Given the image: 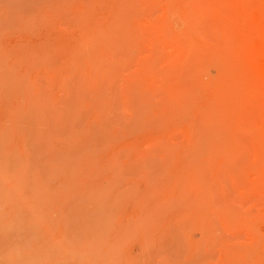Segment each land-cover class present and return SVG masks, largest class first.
I'll return each mask as SVG.
<instances>
[{"label":"rangeland","instance_id":"1","mask_svg":"<svg viewBox=\"0 0 264 264\" xmlns=\"http://www.w3.org/2000/svg\"><path fill=\"white\" fill-rule=\"evenodd\" d=\"M263 59L264 0H0V264H264Z\"/></svg>","mask_w":264,"mask_h":264},{"label":"bare ground","instance_id":"2","mask_svg":"<svg viewBox=\"0 0 264 264\" xmlns=\"http://www.w3.org/2000/svg\"><path fill=\"white\" fill-rule=\"evenodd\" d=\"M260 5V4H259ZM254 7H255V5H254ZM256 7H258V6H256ZM258 9H259V7H258ZM252 22V21H251ZM255 22V21H254ZM262 35V34H261ZM263 38V37H262ZM261 40V39H260ZM261 45H263V44H261ZM259 47H260V45H259ZM253 49V48H252ZM259 49V48H258ZM263 51V50H262ZM259 53V52H258ZM260 54V53H259ZM261 55H263V53H261ZM258 57V56H257ZM264 60V59H263ZM252 61V60H251ZM254 62V61H253ZM260 62V61H259ZM255 63V62H254ZM263 63H264V61H263ZM260 64V63H259ZM259 67V66H258Z\"/></svg>","mask_w":264,"mask_h":264}]
</instances>
